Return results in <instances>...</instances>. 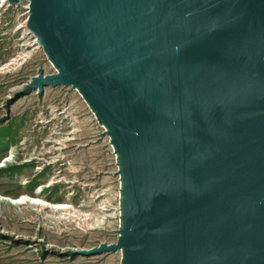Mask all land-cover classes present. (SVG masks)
I'll list each match as a JSON object with an SVG mask.
<instances>
[{"label":"water","instance_id":"95a60500","mask_svg":"<svg viewBox=\"0 0 264 264\" xmlns=\"http://www.w3.org/2000/svg\"><path fill=\"white\" fill-rule=\"evenodd\" d=\"M22 0H9L11 5ZM123 154L125 264H264V0H27Z\"/></svg>","mask_w":264,"mask_h":264},{"label":"rangeland","instance_id":"374dc122","mask_svg":"<svg viewBox=\"0 0 264 264\" xmlns=\"http://www.w3.org/2000/svg\"><path fill=\"white\" fill-rule=\"evenodd\" d=\"M28 16L25 2L0 12V67L28 54L0 71V264H125L122 250L103 249L126 230L122 149L75 86L32 85L57 70ZM24 195L72 211L10 203Z\"/></svg>","mask_w":264,"mask_h":264},{"label":"bare ground","instance_id":"6f19581e","mask_svg":"<svg viewBox=\"0 0 264 264\" xmlns=\"http://www.w3.org/2000/svg\"><path fill=\"white\" fill-rule=\"evenodd\" d=\"M28 11H30V7H29ZM39 39L40 38L37 37V42L38 43H39ZM46 54L48 55V57L52 61V63L56 66V70L57 71H63V67L59 64L58 60L53 56V53L48 48H47ZM27 56H28V54L23 53L21 55V57L13 58L10 62H8L4 66L0 67V71H2L4 69H9L13 65L20 64L22 62V60H25V58H27ZM74 86L77 88V90L79 91L81 96L85 99V101L91 107H93L94 103L92 102L90 96L88 95V90H87L86 86L84 84H82V83H77ZM10 162H11V159H8L7 161H5L6 164L10 163ZM8 165H4V167L8 166ZM10 203L11 204H15V205H17V204H32V205L42 206V207H45V208H53L55 210H66V211H68L70 213L72 211V209H71V207L69 205H66V204H63V203H57V204H51L50 203L49 204L46 201L39 200L38 197H36V196L35 197H29L27 195L20 196V197H17V198H14V199L10 200ZM70 213H68V214H70ZM72 216H74V217H76V218H78L80 220H83V221H88L90 219V217H88V215H82V217H79V215L74 213V214H72ZM126 230H127V228H126ZM124 231H123V233H124ZM130 246H131V244L129 243V245H127L124 248H121L119 250H122V253L125 256H128L129 253H130V250H129Z\"/></svg>","mask_w":264,"mask_h":264},{"label":"built area","instance_id":"2783aa9c","mask_svg":"<svg viewBox=\"0 0 264 264\" xmlns=\"http://www.w3.org/2000/svg\"><path fill=\"white\" fill-rule=\"evenodd\" d=\"M23 2L26 3V8H27V11H28V10H29V7H30V2L27 1V0H22L20 3H23ZM9 5H11L10 2H9V0H0V12H1V9H2L3 7H5V6H9ZM15 5H17V4H15ZM23 53H24V52L19 53L16 57H17V58L21 57V55H22ZM26 59H27V58H25V60H26ZM25 60H24V61H25Z\"/></svg>","mask_w":264,"mask_h":264}]
</instances>
